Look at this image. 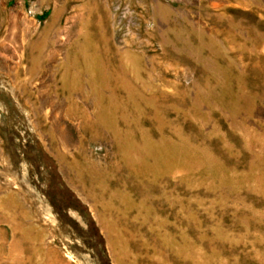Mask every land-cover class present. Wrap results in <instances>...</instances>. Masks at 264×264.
<instances>
[{
    "label": "rangeland",
    "instance_id": "rangeland-1",
    "mask_svg": "<svg viewBox=\"0 0 264 264\" xmlns=\"http://www.w3.org/2000/svg\"><path fill=\"white\" fill-rule=\"evenodd\" d=\"M0 264H264V0H0Z\"/></svg>",
    "mask_w": 264,
    "mask_h": 264
}]
</instances>
